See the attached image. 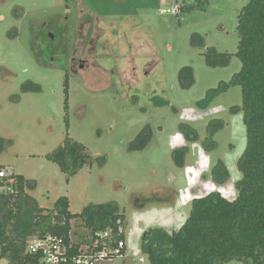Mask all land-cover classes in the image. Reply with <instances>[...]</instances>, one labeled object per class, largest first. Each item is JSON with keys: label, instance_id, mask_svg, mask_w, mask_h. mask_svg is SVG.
Segmentation results:
<instances>
[{"label": "rangeland", "instance_id": "374dc122", "mask_svg": "<svg viewBox=\"0 0 264 264\" xmlns=\"http://www.w3.org/2000/svg\"><path fill=\"white\" fill-rule=\"evenodd\" d=\"M249 1L207 0L204 9L181 8L175 19L155 12L174 0H0V137L7 140L0 166L35 184L26 192L43 209L64 197L73 214L90 205L119 206L126 255L98 264H151L141 251L146 230H179L193 199L211 192L237 198L246 128L233 110L242 106L241 88L229 83L242 66L235 56L238 15ZM89 25L99 30L92 52L78 33ZM61 30L62 45L46 36L58 38ZM194 34L204 46L192 45ZM210 48L231 55L229 64L210 66ZM74 56L93 62L77 72ZM184 67L193 69L189 89L179 81ZM210 90L218 93L204 102ZM215 119L225 127L208 152L202 144ZM181 125L195 129L199 140L188 142ZM67 136L90 156L73 177L48 159ZM184 146L189 151L179 167L173 156ZM218 160L230 172L224 185L211 179ZM140 196L149 199L134 202ZM165 196L172 199L159 201ZM71 237L88 241L81 220L72 221Z\"/></svg>", "mask_w": 264, "mask_h": 264}, {"label": "trees", "instance_id": "16d2710c", "mask_svg": "<svg viewBox=\"0 0 264 264\" xmlns=\"http://www.w3.org/2000/svg\"><path fill=\"white\" fill-rule=\"evenodd\" d=\"M187 1L182 11L204 9L207 0ZM179 17H177L178 19ZM238 51L241 69L230 81L242 93V106L234 108L243 114L246 128V148L238 160L241 178L236 182L237 198L229 201L220 192L195 198L191 213L179 230L154 228L146 230L141 237V251L151 264H264V0H250L238 15ZM196 39L201 40L197 43ZM194 47L204 46V38L194 34ZM210 66H226L231 55L218 53L210 48L206 54ZM181 88L194 84L193 69L184 67L179 72ZM226 85V86H230ZM217 90H210L204 102H210ZM68 104V100H67ZM225 127L222 120L208 124L203 147L211 152L217 149L215 135ZM188 142H196L199 135L195 129L181 125ZM7 140L0 137V155L5 151ZM189 148L184 146L174 152L175 163L185 165ZM61 171L73 177L89 162L85 146L67 136L64 144L48 155ZM15 192L0 196V245L2 257L8 264H42L41 255L30 254L28 246L35 236L52 235L62 238L74 256L84 243L72 240V221L81 220L87 229L91 243L97 233L112 229L118 239L124 240L126 216L115 204L90 205L80 214L70 212V202L60 198L54 209L39 206L26 189L35 184L15 174ZM211 179L224 185L230 172L222 160L213 167ZM170 192H168L169 194ZM166 198L169 196H165ZM153 198L160 199L156 193ZM149 198L138 197L134 202ZM98 251V250H95Z\"/></svg>", "mask_w": 264, "mask_h": 264}, {"label": "built area", "instance_id": "2783aa9c", "mask_svg": "<svg viewBox=\"0 0 264 264\" xmlns=\"http://www.w3.org/2000/svg\"><path fill=\"white\" fill-rule=\"evenodd\" d=\"M184 0H174L171 8H157L155 11L160 15L171 16L175 19L182 13L181 5ZM15 173L12 169L0 166V196L9 195L15 192ZM123 230H120V233ZM71 247L64 244L62 238L52 235L44 237H33L28 246L30 254L41 255L42 264H98L101 261H112L126 255V241L118 239V235L112 229L97 233L91 243L82 244L79 253L70 255ZM98 250V251H95ZM0 264H8V260L2 257L0 245Z\"/></svg>", "mask_w": 264, "mask_h": 264}, {"label": "flooded vegetation", "instance_id": "af4514ba", "mask_svg": "<svg viewBox=\"0 0 264 264\" xmlns=\"http://www.w3.org/2000/svg\"><path fill=\"white\" fill-rule=\"evenodd\" d=\"M84 23V22H83ZM87 24V23H86ZM90 26V29L86 32L82 31L84 30V28L80 31H78L79 35L82 34L81 37V40L82 42L85 41L86 42V46H87V43L90 42V46H91V52L92 51H95V47H94V38L92 37V34L93 33H97L99 30H97L96 28H94L93 26L89 25ZM92 30V32L90 33L89 31ZM49 35L50 38L53 40V41H59V43L62 45L65 43V35L63 36V30L59 31V37L57 38L56 36H54L53 34H51L50 32H47L46 33V36ZM89 38V39H88ZM100 38V35L98 36V34L96 35L95 37V42H98V39ZM97 39V40H96ZM87 48V47H86ZM90 57V56H89ZM89 60L91 62H93V60L91 59H88L87 57L86 58H81V59H77L75 56L72 58V62H73V67H74V70H76L77 72L79 70H83L86 66H88V63H89ZM175 194V193H173ZM174 197V196H173ZM162 199L159 200L161 202H168L170 201L172 198L169 196L167 198L165 197H161Z\"/></svg>", "mask_w": 264, "mask_h": 264}, {"label": "crops", "instance_id": "0c3cea01", "mask_svg": "<svg viewBox=\"0 0 264 264\" xmlns=\"http://www.w3.org/2000/svg\"><path fill=\"white\" fill-rule=\"evenodd\" d=\"M139 11H140V12H146L147 9H145V8H140ZM155 12H156V11H155Z\"/></svg>", "mask_w": 264, "mask_h": 264}]
</instances>
